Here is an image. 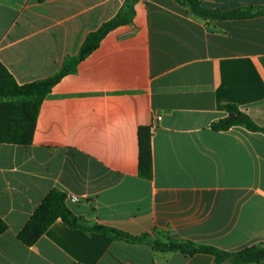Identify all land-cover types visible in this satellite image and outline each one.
I'll return each instance as SVG.
<instances>
[{"label":"crops","instance_id":"obj_1","mask_svg":"<svg viewBox=\"0 0 264 264\" xmlns=\"http://www.w3.org/2000/svg\"><path fill=\"white\" fill-rule=\"evenodd\" d=\"M123 1L0 0V62L18 84L51 76ZM134 10L53 85L29 145L0 143V264H233L155 252L59 218L26 246L17 232L53 188L78 198L66 205L86 227L227 251L264 245V133L210 127L226 103L264 127V15L206 23L176 0H139ZM140 126L151 132L150 179L137 171Z\"/></svg>","mask_w":264,"mask_h":264},{"label":"trees","instance_id":"obj_2","mask_svg":"<svg viewBox=\"0 0 264 264\" xmlns=\"http://www.w3.org/2000/svg\"><path fill=\"white\" fill-rule=\"evenodd\" d=\"M42 1V0H39ZM139 0H124L116 14L103 22L99 27L89 32L78 51L66 55L61 68L51 76L18 84L5 66L0 62V143L29 145L35 128L38 109L41 101L64 75L73 72L76 66L91 51L100 40L111 30L130 22L134 16V6ZM186 7L193 15L200 17L206 23L212 19H245L264 15L262 7H245L229 11L207 9L200 0H176ZM225 115L211 124L216 131L227 130L233 126H242L251 131L264 133V127L255 123L249 113L234 103H226ZM137 171L142 178L152 177L151 132L148 126H140L137 130ZM66 194L56 188L50 189L34 209L28 220L17 232L18 240L26 246L34 244L44 231L55 221L61 219L70 228L85 231L92 230L107 234L115 239L126 242H144L155 252L178 251L185 255L207 253L213 256L215 262H230L242 264L264 260V245L255 244L236 251H227L209 244L191 240H176L166 236L163 240L152 238L150 233L138 235L103 225L84 226V218L74 214L66 205ZM7 224L0 217V234Z\"/></svg>","mask_w":264,"mask_h":264},{"label":"built area","instance_id":"obj_3","mask_svg":"<svg viewBox=\"0 0 264 264\" xmlns=\"http://www.w3.org/2000/svg\"><path fill=\"white\" fill-rule=\"evenodd\" d=\"M159 119V116H154L152 121H151V125H154L157 120ZM66 199H69L70 201H73V202H77L78 201V198L74 195H70L68 196Z\"/></svg>","mask_w":264,"mask_h":264}]
</instances>
